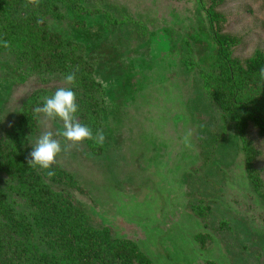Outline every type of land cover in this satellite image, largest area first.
Masks as SVG:
<instances>
[{
	"label": "rangeland",
	"instance_id": "1",
	"mask_svg": "<svg viewBox=\"0 0 264 264\" xmlns=\"http://www.w3.org/2000/svg\"><path fill=\"white\" fill-rule=\"evenodd\" d=\"M56 3L48 27L92 65L104 110L93 142L81 143L65 140L62 120L34 110L31 150L52 132L63 147L53 165L72 177L52 188L153 264H264V130L255 121L241 130L209 92L217 48L200 2ZM212 10L234 59L264 56V0H220ZM18 50L17 40L0 43V141L33 92L69 87L64 73L36 71ZM8 185L0 171V187L31 223L26 264H51L55 239Z\"/></svg>",
	"mask_w": 264,
	"mask_h": 264
},
{
	"label": "trees",
	"instance_id": "2",
	"mask_svg": "<svg viewBox=\"0 0 264 264\" xmlns=\"http://www.w3.org/2000/svg\"><path fill=\"white\" fill-rule=\"evenodd\" d=\"M56 1L61 0H0V43L19 41L20 59L36 71L75 73V84L69 87L79 104L76 120L95 134L104 108L96 95L93 67L49 29L48 16L59 14ZM198 1L217 48L214 71L205 77L209 92L241 130L253 121L264 130V78L259 74L264 56L256 54L245 62L234 59L229 41L215 24L212 9L220 0ZM71 4L76 7L75 2ZM52 94L39 90L28 96L18 118L7 129L5 140L0 141V171L7 175L8 190L25 199L32 217L46 229L45 237L55 239L60 255L51 264H153L134 242L114 238L106 228L92 227L71 194L52 188L50 182L69 184L70 175L55 165L45 170L29 163V136L37 127L34 110L42 106L43 96ZM5 190L0 187V264H26L28 255L34 254L29 246L31 223L14 209Z\"/></svg>",
	"mask_w": 264,
	"mask_h": 264
},
{
	"label": "clouds",
	"instance_id": "3",
	"mask_svg": "<svg viewBox=\"0 0 264 264\" xmlns=\"http://www.w3.org/2000/svg\"><path fill=\"white\" fill-rule=\"evenodd\" d=\"M259 74L264 78V68L260 70ZM64 80L67 84L74 85L76 81L75 73L66 74ZM37 110L42 112L46 118H59L63 121L64 130L61 135L65 140L73 143H81L85 140L94 139L91 128L76 120L79 104L72 87L58 88L51 96L45 98L42 106ZM104 139V134L99 133L96 142L102 143ZM62 150L63 147L60 141L53 137V133L50 131L44 132L36 144L32 145V150L29 154L31 157L29 163L41 169H50Z\"/></svg>",
	"mask_w": 264,
	"mask_h": 264
}]
</instances>
